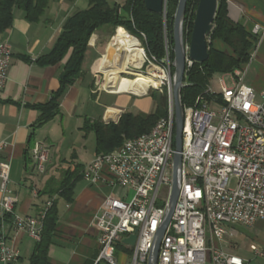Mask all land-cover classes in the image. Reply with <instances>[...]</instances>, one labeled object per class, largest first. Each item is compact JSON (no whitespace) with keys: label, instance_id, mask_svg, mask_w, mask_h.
Returning <instances> with one entry per match:
<instances>
[{"label":"built area","instance_id":"obj_1","mask_svg":"<svg viewBox=\"0 0 264 264\" xmlns=\"http://www.w3.org/2000/svg\"><path fill=\"white\" fill-rule=\"evenodd\" d=\"M251 34L258 38L261 27L255 25ZM12 58V45L0 40V92L7 84ZM147 62L157 64L165 73L168 70L162 83L168 82L167 114L148 133L154 245L172 190L175 106L169 58L160 63L148 58ZM192 65L188 60L187 68ZM225 76L231 85L223 79L220 93L209 85L194 105L184 107L182 184L161 241L158 264H246L241 256L220 249L218 242L225 239L234 223L253 227L264 221V89L257 93L245 82L241 69ZM4 146L0 144V153ZM32 158L37 172L45 174L49 161L45 144H35ZM10 175L11 165L0 162V264H15L19 259V252L8 243L12 231H26L38 241L47 210L46 204L35 217L17 214L18 196L9 189ZM83 175L87 179L103 176L110 185L131 192L125 199L104 200L96 217L100 252L95 264H120L117 244L135 232L138 237L131 264H145L140 143L122 144L111 158L98 155ZM251 249L255 256L264 258V245H251Z\"/></svg>","mask_w":264,"mask_h":264},{"label":"crops","instance_id":"obj_2","mask_svg":"<svg viewBox=\"0 0 264 264\" xmlns=\"http://www.w3.org/2000/svg\"><path fill=\"white\" fill-rule=\"evenodd\" d=\"M227 4L230 19L243 24L247 31H251L255 25L261 27V34L256 38L250 60L241 69L245 82L259 93L264 89V0H227ZM87 5L88 0H52L44 16L37 22L27 20L21 11L16 10L13 25L0 34V40H8L13 49L8 81L0 92V144H5L0 153V162L11 165L9 189L18 196L15 211L23 217L37 216L47 202L54 200L38 194L49 179L59 176L60 166L63 164L62 157L58 166L53 167L52 162L55 160H50L46 173L39 174L32 158L35 144L41 142L50 150L56 140L51 135L55 124L60 126L66 121L64 124L67 126L72 124V134L77 135L82 147L86 148L87 142L94 139V156L88 162L79 163V154L76 151L70 160L74 165L81 164L86 167L98 156L95 134L86 133L84 130L86 121L117 123L126 112L125 96L133 94L95 89L94 70L96 71L98 62L95 54L98 52L100 55V51L89 43L82 77L68 88L61 99L59 114L45 125L39 124L42 112L38 107L45 105L59 90L60 74L68 58L57 65H43L40 59L51 53L66 20ZM96 37L97 42H100L102 34ZM219 47L227 51L222 45ZM86 59L89 60L88 65L85 63ZM101 92L123 98L118 106L102 105ZM88 94L91 97L96 96L95 104L98 108L90 109ZM49 154L51 158V153ZM63 160L69 162L67 158ZM130 194L127 189L110 185L103 176L87 179L83 175L75 185L73 201L66 203L58 200L59 219L53 243L48 250L47 264H95L100 252V231L96 217L102 212L103 202L108 197L125 199ZM240 226L244 225L234 223L228 227V233L223 241L218 242V247L228 254L241 256L249 264L252 259L259 257L253 253L254 256L247 258L242 250L246 245L234 240L244 236L262 247L264 240L259 228H264V221L253 227L244 226L255 229V233H247ZM37 242L26 231H12L8 243L19 252V259L15 264H30ZM235 248L239 253H235ZM132 252V247L123 240L118 242L116 258L120 264H131Z\"/></svg>","mask_w":264,"mask_h":264},{"label":"trees","instance_id":"obj_3","mask_svg":"<svg viewBox=\"0 0 264 264\" xmlns=\"http://www.w3.org/2000/svg\"><path fill=\"white\" fill-rule=\"evenodd\" d=\"M52 0H0V34L9 29L14 22L16 9L31 21H40ZM179 0H167L166 14L158 15L147 10L144 0H126L123 4H111L107 0H88V5L72 14L63 25L55 46L50 54L42 57L43 65H57L67 61L60 74V88L52 98L38 109L42 112L40 125L52 121L59 114L60 101L69 87L83 75V63L89 48L90 38L103 25L124 30L143 39L144 48L150 60L160 63L169 58L170 71L174 74L173 20ZM199 0H188L184 21V40L188 45L194 27ZM227 0H218L214 21V31L208 44L209 59L205 63H193L186 68V87L182 90L184 107L192 106L202 95L215 75H226L242 69L250 60V53L256 38L241 23L230 19ZM126 30H125V29ZM213 45V46H212ZM219 45L226 48L221 49ZM157 106L153 113L134 114L124 112L117 123L105 124L102 120H87L86 133H94L96 154L113 152L127 140L149 133L160 119L166 116L168 91L153 94ZM33 148V146H32ZM84 166L76 164L60 171L52 177L38 195L54 198L42 219L41 239L37 242L30 258V264H47L48 250L53 243L59 219L58 200L71 203L76 183L82 179ZM47 203V205H48Z\"/></svg>","mask_w":264,"mask_h":264},{"label":"water","instance_id":"obj_4","mask_svg":"<svg viewBox=\"0 0 264 264\" xmlns=\"http://www.w3.org/2000/svg\"><path fill=\"white\" fill-rule=\"evenodd\" d=\"M148 11L162 15L164 13L165 0H144ZM188 0H179L178 7L173 20V41H174V74L170 76L172 93L175 106V155L173 161V182L169 203L164 220L155 235L153 249L151 250L148 264H158L161 241L166 233L172 219L174 208L180 194L182 184V133L184 126V106L182 103V90L186 87L185 74L187 61L193 63H205L209 59L208 38L214 31V21L218 9V0H199L196 10L193 31L189 49L187 51L184 40V21ZM138 232L124 238L126 245L134 247L137 241Z\"/></svg>","mask_w":264,"mask_h":264},{"label":"rangeland","instance_id":"obj_5","mask_svg":"<svg viewBox=\"0 0 264 264\" xmlns=\"http://www.w3.org/2000/svg\"><path fill=\"white\" fill-rule=\"evenodd\" d=\"M108 1L111 4H115V3L123 4V3H125L126 0H108ZM117 29L118 28H115L113 26L103 25L90 38L89 43L93 44V46L98 48L99 51H100V55H98V52L95 54L97 56V59H99L101 56L106 54L108 45L110 44V42H112L114 36H116L120 31H122V30H117ZM126 32H127V30H126ZM100 34H102L101 41L97 42V37L96 36L100 35ZM209 38H208V44L214 43ZM93 39H94V42H92ZM138 39L140 41L141 48L144 50L145 61H144V63H143L141 68H132V69L134 71H140L143 74L142 76H144L146 78V76H148L147 75L148 68L151 66V64L149 62H147L148 61V56H147L146 50L144 48L143 39H140V38H138ZM186 46L188 47L189 44L186 45ZM88 61L89 60L86 59V61H85L86 65L89 64ZM152 64H154V62ZM155 65L158 66L157 64H155ZM167 74H168V70H166V74L165 75L168 76ZM94 76H95V82H94L95 89H97L99 91L100 90L103 91L102 84H103L104 79H105L104 75L102 73L96 72L94 70ZM135 77L136 76L130 75V74H122V78L123 79L132 80ZM223 79H224V81L226 82V84L228 86L231 85L229 77H227L225 75H215L211 79L210 87L216 93H220L221 92V90H222L221 81ZM167 84H168V82L165 81V84L160 86V88H156V89L149 88L150 90L145 95L138 96L137 94L134 95V93H133V94H130L128 96H125V98H126L125 99L126 100L125 101L126 102V105H125L126 111H130V112H132L134 114H149L150 115V113H153L156 110V106H157V101H156V98L153 96V94H163L165 90L168 91V89H167L168 85ZM122 94H126V93H122ZM88 95H89L88 96V100L90 101L89 102L90 109L98 108V105L95 104L96 96L91 97L90 94H88ZM101 95H102V101H101L102 105L118 106L119 102H120V99L123 98V97L120 98L119 96H116V95H110L107 92H101ZM64 123L62 125H60V126L59 125L56 126V124H55L54 132L51 135H53L56 138V140L53 142L54 146L50 150H48V152L51 153V158L49 157V161L50 160L51 161L55 160V162H52V163H54L53 167L56 166V165L58 166V163H60L59 159L62 157V162L61 163H63V164H62V166H60L61 168H60L59 171H61L62 169L67 168L68 166L72 167L74 165L73 161L72 162L70 161L72 156H73L74 151H76V153L79 154V159L77 160L79 163H86L94 156V139H91L90 141L87 142V147L86 148L82 147V143H81V141L78 140L77 135L76 134L75 135L72 134V131H74L73 130V126H70L72 124L67 126V124H64ZM66 126L68 127V129H67ZM63 131L65 133H63ZM49 156H50V154H49ZM64 158H67V160L69 162H64V160H63ZM167 191H168L167 188H163L162 189L163 193H167ZM52 200H50L49 202L52 203ZM240 228L245 229V231H247V233H255V231H256L255 229H251V228L244 227V226H240ZM259 229L262 231L261 238H262V240H264V228H259ZM234 241L239 243V244H241V245L242 244L246 245L245 248H243L242 250H243L244 255L247 256V258H250L251 256H254L253 252L250 250V245L255 243L258 246L257 242H254V241H252L249 238L244 237V236H241L240 238H237ZM134 247H132V250H134ZM235 253H239V252H237L236 248H235ZM249 264H264V259H262L261 257H259V258L255 257V259H252L251 262H249Z\"/></svg>","mask_w":264,"mask_h":264},{"label":"bare ground","instance_id":"obj_6","mask_svg":"<svg viewBox=\"0 0 264 264\" xmlns=\"http://www.w3.org/2000/svg\"><path fill=\"white\" fill-rule=\"evenodd\" d=\"M96 71L104 75L105 79L102 89L116 91L120 93L131 92L137 95H145L149 88H160L167 78L164 71L155 65L148 68L146 78L140 71L132 68H141L145 61L144 50L138 38L121 31L114 36L108 45L107 52L97 60ZM122 74L136 76L134 79H123ZM127 143H140L141 150V177H142V204H143V231H144V257L145 264L153 249L152 242V215H151V189H150V162H149V135L144 134L137 138L127 140ZM115 155V150L110 154L102 155V158H111ZM94 161V160H93ZM84 174V172H83ZM51 204L48 203V207ZM45 215V213H44ZM42 215V219L44 218ZM42 231V221L40 224V238Z\"/></svg>","mask_w":264,"mask_h":264}]
</instances>
